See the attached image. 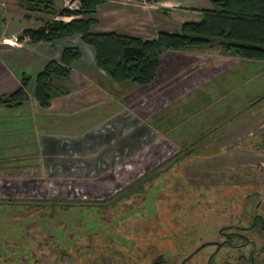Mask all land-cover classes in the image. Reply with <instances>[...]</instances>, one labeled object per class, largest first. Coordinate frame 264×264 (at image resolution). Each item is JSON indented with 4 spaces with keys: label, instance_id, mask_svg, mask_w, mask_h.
Wrapping results in <instances>:
<instances>
[{
    "label": "rangeland",
    "instance_id": "1",
    "mask_svg": "<svg viewBox=\"0 0 264 264\" xmlns=\"http://www.w3.org/2000/svg\"><path fill=\"white\" fill-rule=\"evenodd\" d=\"M0 2L37 24L60 18L27 13L19 0ZM64 7L75 10L79 0H56V11ZM21 33L2 41L15 43ZM184 52L191 60L181 56L168 72L177 83L172 92L155 81L130 89L124 111L99 123L97 138H54L40 167L22 169L41 154L36 120L5 118L0 200L82 203H33L26 213L0 206V264H245L236 256L250 255V247L254 264H264V236H252L254 228L242 230L256 238L245 250L216 243L228 237L220 229L240 230L262 211L264 63L241 66L218 46ZM75 116L85 125L83 114Z\"/></svg>",
    "mask_w": 264,
    "mask_h": 264
},
{
    "label": "crops",
    "instance_id": "2",
    "mask_svg": "<svg viewBox=\"0 0 264 264\" xmlns=\"http://www.w3.org/2000/svg\"><path fill=\"white\" fill-rule=\"evenodd\" d=\"M55 3L56 0H54V7ZM160 6L164 9L160 10ZM210 6V0H160L159 2L107 0L97 5L98 21L91 25V31H113L142 39H152L156 37L159 30L179 31L183 22L199 20V10ZM22 12L23 9H19L18 6H10L7 11L0 2V98L6 99L21 86L22 77L29 76L25 88L26 99L22 104L17 106L0 104V126L5 118L20 119L22 124L33 123L34 119L36 120L39 127L37 136L40 138V147L38 148H40L41 154L34 156L33 159H36V162H32L30 165L25 164L22 168L25 169L35 165L40 167L38 159L40 161L43 159L44 150L48 151V147H51L50 143H56L54 138L62 139L64 143L69 142L68 139L76 141L84 136L97 138V128L101 126L99 123L105 120L108 122L124 111V105L127 104L124 98L130 94V89H145L152 86H150L151 84L138 86L131 82H124L128 83L124 88L122 86L124 83H114L97 66L94 49L84 43L78 34L54 40L32 41L24 37L21 40H16L15 43L12 40L13 44L3 42L2 39L6 36L18 35L26 28H37L43 25L41 22L37 24L38 21L31 17H25ZM59 16L60 18L52 19L68 21L73 17ZM67 46L76 47L80 52V58L70 65V76L66 82V87L70 92L62 97L54 98L48 107L42 108L34 97L35 77L48 62H60L63 49ZM173 54H179L180 57L176 56L174 59ZM186 54L184 51H168V54L161 56L154 80L160 90L165 87L167 93L173 91V86L177 83L168 72L174 63L178 62L176 66L182 63L183 60L179 61V58L186 56L184 58L190 61L191 57ZM206 62L208 61H203V64ZM227 78L234 77L226 75L225 79ZM129 83L133 86L130 87ZM205 83L204 81L201 85ZM200 90L205 91L206 94L209 91L206 88ZM110 91L114 93L110 94ZM80 114H83L85 118V125H83L81 117L75 116ZM162 119L157 124H160ZM77 127L80 129H75ZM31 143L33 144V142ZM0 174L6 175V173Z\"/></svg>",
    "mask_w": 264,
    "mask_h": 264
},
{
    "label": "trees",
    "instance_id": "3",
    "mask_svg": "<svg viewBox=\"0 0 264 264\" xmlns=\"http://www.w3.org/2000/svg\"><path fill=\"white\" fill-rule=\"evenodd\" d=\"M104 1L107 0H79V7L75 10L64 7L56 11L54 0H20V5L27 13L46 12L52 16L66 15L73 18L68 21L51 19L37 28H26L22 30L17 40L24 37L32 41L54 40L78 34L84 43L94 49L97 66L116 84L123 82H131L138 86L151 84L156 78L160 58L166 51L218 46L222 51L236 57L241 66H248L250 62L264 63V0H210V7L199 10V20L183 22L179 31L159 30L152 39H142L113 31H91V25L98 21L96 7ZM79 58V50L67 46L63 49L60 62L50 61L37 73L34 97L39 106L48 107L54 98L70 92L66 87L71 71L70 65ZM28 81L29 76H23L21 86L6 99L0 98V104L7 106L22 104L26 99L25 88ZM124 191L117 195L124 197ZM121 198L116 199L122 200ZM20 201L24 200L15 201L14 204L22 205L24 210L21 212L25 213L33 203L41 205L47 203L52 206L50 208H55L53 206L55 204L67 208L82 203L56 199L44 202L29 200L28 203ZM85 202L87 203L84 205L102 207V202ZM1 203L8 205L13 202L5 200Z\"/></svg>",
    "mask_w": 264,
    "mask_h": 264
},
{
    "label": "flooded vegetation",
    "instance_id": "4",
    "mask_svg": "<svg viewBox=\"0 0 264 264\" xmlns=\"http://www.w3.org/2000/svg\"><path fill=\"white\" fill-rule=\"evenodd\" d=\"M257 194L259 195V201H261L260 206H261L262 211L253 215V220L251 221L250 224L239 225L241 228L240 230H238L236 228V227H238L237 225H234L233 228H235V229L231 230V232H225V231H222L220 229V231H219L220 234H225V236H228L227 238L220 239V241L216 242L217 244H221L220 248L223 247V245H225L227 243L231 247L229 249L237 248L239 250V248H241V249L243 248L245 250V249H247V246L249 244H251V243L254 244V239L256 240V238H259V236H262V237L264 236V202L262 199L261 192L258 191ZM5 200L12 201L13 203L8 204V205H6L5 203H1V202H4ZM15 201H18V200H13V199H8V198L4 199V200H0V206H21L22 207V205L14 204ZM20 202L28 203L30 201H29V199H26L25 201H20ZM23 205H25V204H23ZM25 217L22 216L20 218H25ZM26 226L28 227L27 223H26ZM249 228H252V229L254 228V230L252 231L253 232L252 236L255 235L256 238L253 239V237H251V236L249 237L244 232H242V230L246 231ZM252 249H253V247H250V249H249V250H251L250 255L245 254L243 252H239L236 256V260H238V262H242L245 264H254L255 252ZM9 258L10 257L4 258V262L7 261ZM208 264H213L212 258L208 259Z\"/></svg>",
    "mask_w": 264,
    "mask_h": 264
},
{
    "label": "bare ground",
    "instance_id": "5",
    "mask_svg": "<svg viewBox=\"0 0 264 264\" xmlns=\"http://www.w3.org/2000/svg\"><path fill=\"white\" fill-rule=\"evenodd\" d=\"M11 39H7V42L6 43H8V44H13V42L12 41H10Z\"/></svg>",
    "mask_w": 264,
    "mask_h": 264
},
{
    "label": "built area",
    "instance_id": "6",
    "mask_svg": "<svg viewBox=\"0 0 264 264\" xmlns=\"http://www.w3.org/2000/svg\"><path fill=\"white\" fill-rule=\"evenodd\" d=\"M5 41H7V40H5ZM13 42V41H12Z\"/></svg>",
    "mask_w": 264,
    "mask_h": 264
}]
</instances>
